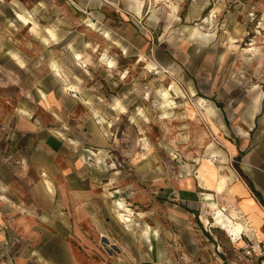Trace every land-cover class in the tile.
I'll list each match as a JSON object with an SVG mask.
<instances>
[{
  "label": "rangeland",
  "instance_id": "obj_1",
  "mask_svg": "<svg viewBox=\"0 0 264 264\" xmlns=\"http://www.w3.org/2000/svg\"><path fill=\"white\" fill-rule=\"evenodd\" d=\"M7 87L0 264H262L264 254H247L253 242L203 223L177 182L201 159L220 165L212 150L238 125L264 139V0H146L139 13L133 0H0ZM43 92L55 102L51 117ZM26 106L34 130L16 126ZM47 136L60 145L52 156ZM52 157L67 176L36 170ZM46 181L90 197L42 215L31 187ZM119 201L128 225L116 217ZM69 210L82 221L75 228Z\"/></svg>",
  "mask_w": 264,
  "mask_h": 264
},
{
  "label": "crops",
  "instance_id": "obj_2",
  "mask_svg": "<svg viewBox=\"0 0 264 264\" xmlns=\"http://www.w3.org/2000/svg\"><path fill=\"white\" fill-rule=\"evenodd\" d=\"M5 54H7L6 56L8 59V53L6 52ZM7 75L8 73H6L5 76ZM39 96H41L39 97V103L45 110V113L50 117L51 115H55L53 110L55 102L50 99V96L45 92L41 93ZM0 97L4 98L6 101V103L0 102V112H2L8 109V87L4 90L0 89ZM18 110V125L16 126H18L20 130L26 128L34 130L36 124L28 116V106H26V108H18ZM50 111L52 114L49 113ZM5 117L7 127L5 128L3 136H0V140H4L6 144L5 149L8 151V113ZM238 129H240V131H233L232 135L229 137L222 134L220 143L225 150L222 148L219 149L227 151L229 161L235 158L233 165V170L236 174L235 177L232 180L227 178L222 189L218 190L215 185L208 186L205 182L196 177L198 173L194 177L186 176L190 178L189 182H181L182 179L186 177L179 179L177 182L178 198L186 202L196 201L197 205L200 204L202 207V212L211 211L212 208L210 204L214 203L231 218L243 224L244 228L239 237L236 238V242H238L239 245L242 246L250 241L253 242L256 249H264V206L254 193V191L258 193L264 200V139L258 138L256 136L257 133L252 134V129L250 127L243 128L241 125H238ZM43 144L44 149L50 156H52L51 152L55 153L60 147L59 143L50 136L43 138ZM217 157L219 156L217 155ZM228 163H226V165ZM213 165L217 170L218 177L220 175L228 176V171L223 163L220 162V165L213 163ZM53 167L54 170H56L55 176L65 177L70 173V170L67 171L68 174L61 173L62 171L64 172V170L56 166L53 157L52 162H47L45 165H40L38 168H35L37 171L42 170L44 175V173H46L45 171H51ZM223 168H225V171H223ZM74 179L76 181L75 176ZM249 184H251L254 191ZM31 192L33 193L34 201L38 203V207L41 209L40 213L42 215H51L56 202H58L60 208L67 207L70 209L75 205L80 206V203L87 201L91 193H89L88 188L82 189L78 187L77 184H67L59 181H54V184H49V186L40 183V185L36 187H31ZM68 217L69 219H76L77 215L76 213L71 215L69 210ZM54 218H60L59 213L55 215ZM70 221L74 228L82 222L81 219L78 221L77 219ZM77 230L78 229H76V231ZM256 253H260L258 249ZM260 254H264V250Z\"/></svg>",
  "mask_w": 264,
  "mask_h": 264
},
{
  "label": "bare ground",
  "instance_id": "obj_3",
  "mask_svg": "<svg viewBox=\"0 0 264 264\" xmlns=\"http://www.w3.org/2000/svg\"><path fill=\"white\" fill-rule=\"evenodd\" d=\"M136 5V11L139 13L141 7L145 3L146 0H133ZM156 3H160L162 0H154ZM163 9V6L160 7V10ZM17 17L23 20H26V18L20 14L17 13ZM206 21V19H204ZM49 32L51 36L54 37V34L52 30L49 29ZM195 32H198V30L195 29ZM16 63H22L21 59L17 56V54L13 53L11 55ZM74 57L77 59L81 58L80 53H75ZM108 66H113L114 62L112 60H109L107 62ZM54 70L58 72L57 66L54 65ZM59 73V72H58ZM57 73V75H58ZM71 87H75L74 85H71ZM213 156H219L220 162L225 165L226 170L228 171V176L220 175L218 177L217 170L215 166L213 165V162L210 159H201L199 162V166L197 168V176L199 179H201L203 182L206 183L208 186H216L218 190L222 189V186L225 184L226 179L232 180L235 177V171L233 168H231L228 164L229 161V155L227 151L219 150V149H213L212 150ZM190 178L186 177L182 179L181 182H189ZM47 182V185L49 186V182ZM217 184V185H216ZM211 211L208 212H202L200 215V218L203 223L209 224L211 226H216L223 230L227 237H229L231 240L236 241L244 228L243 224L233 218H231L228 214H226L220 207L215 205L214 203H211ZM131 210L122 204V202H117L116 206V217L119 222L128 225L131 221ZM208 215H211L212 220L208 219Z\"/></svg>",
  "mask_w": 264,
  "mask_h": 264
},
{
  "label": "built area",
  "instance_id": "obj_4",
  "mask_svg": "<svg viewBox=\"0 0 264 264\" xmlns=\"http://www.w3.org/2000/svg\"><path fill=\"white\" fill-rule=\"evenodd\" d=\"M258 250H259L260 253H262L264 249H263V248H258ZM252 252H253L255 255L259 256L260 258H261V256L263 255V254H260V253H259V254L256 253V248L254 247V245H250V244H249V248L247 249V254H248V255H252ZM261 263L264 264V259H263V258L261 259Z\"/></svg>",
  "mask_w": 264,
  "mask_h": 264
},
{
  "label": "trees",
  "instance_id": "obj_5",
  "mask_svg": "<svg viewBox=\"0 0 264 264\" xmlns=\"http://www.w3.org/2000/svg\"><path fill=\"white\" fill-rule=\"evenodd\" d=\"M250 185V187H251V189L253 190V187L251 186V184H249ZM254 191V190H253ZM254 193H255V195H256V197L258 198V200L263 204V206H264V200L260 197V195L258 194V193H256L255 191H254Z\"/></svg>",
  "mask_w": 264,
  "mask_h": 264
}]
</instances>
